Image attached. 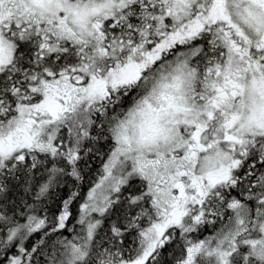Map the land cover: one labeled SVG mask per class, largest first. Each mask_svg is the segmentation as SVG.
<instances>
[{"label": "snow or ice", "instance_id": "obj_1", "mask_svg": "<svg viewBox=\"0 0 264 264\" xmlns=\"http://www.w3.org/2000/svg\"><path fill=\"white\" fill-rule=\"evenodd\" d=\"M0 264H264V0H0Z\"/></svg>", "mask_w": 264, "mask_h": 264}]
</instances>
